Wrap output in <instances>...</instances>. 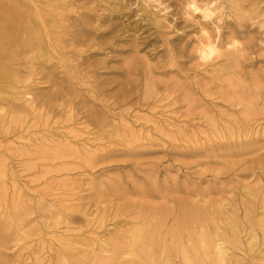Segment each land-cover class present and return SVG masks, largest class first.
<instances>
[{"label": "rangeland", "instance_id": "rangeland-1", "mask_svg": "<svg viewBox=\"0 0 264 264\" xmlns=\"http://www.w3.org/2000/svg\"><path fill=\"white\" fill-rule=\"evenodd\" d=\"M135 3L0 0V264H142L112 256L145 223L153 264H264V0H222L246 55L207 66L181 0Z\"/></svg>", "mask_w": 264, "mask_h": 264}, {"label": "clouds", "instance_id": "clouds-1", "mask_svg": "<svg viewBox=\"0 0 264 264\" xmlns=\"http://www.w3.org/2000/svg\"><path fill=\"white\" fill-rule=\"evenodd\" d=\"M169 2H165V0H143L146 9H151L154 14H159L162 23L167 24L170 28H174L175 21L179 19V17H173V22L169 23L168 16L173 11V9L169 7ZM181 3V15L185 24L199 28V32L188 36V40L196 41L190 49L189 55H194L200 65L207 66L214 63L223 57L225 51L239 52L242 57L246 55L244 44L233 35L227 38L228 42L223 49L219 47L224 32L223 25L225 24V20L233 19L227 14L222 0H181ZM139 6L140 0H137V3L133 4L131 8L138 9ZM140 15H142V13L138 12L137 18H139ZM244 16L246 22H249L253 28L258 27L260 34H264V16L252 18L248 13H244ZM197 17H199V19ZM236 22L238 25L242 23V21ZM204 24L211 25V28L204 27ZM177 31L180 35L184 34L181 30ZM257 45L260 49L258 56L264 57V38L259 39ZM222 245L223 242H219L216 246L218 254L223 253ZM202 246H204L203 242Z\"/></svg>", "mask_w": 264, "mask_h": 264}, {"label": "bare ground", "instance_id": "bare-ground-1", "mask_svg": "<svg viewBox=\"0 0 264 264\" xmlns=\"http://www.w3.org/2000/svg\"><path fill=\"white\" fill-rule=\"evenodd\" d=\"M3 27L4 28H0V64H5L3 60L5 59V56L7 57V54L9 53L10 48L16 42L15 36L13 35V33H11L13 28H8L5 26ZM7 34H8V37L5 36ZM26 95H28V93H26ZM26 101H28V98H26ZM78 130L79 129L76 128L75 125H73L69 132L60 133L56 137L54 135L53 136L50 135V138L49 139L47 138L46 140L63 145L64 147H73L77 149L78 147L75 143L76 142L74 140L75 135H73V133ZM12 148L11 147L7 148L6 152L10 151ZM89 150L90 149H87V148L85 149V153L87 155L91 153ZM76 151L79 152V149H77ZM146 225H148V223H145L144 225L140 227L129 230L128 236L125 238L122 245L118 247L117 252L113 254L112 258L114 259L122 258L123 260L126 258L129 260L137 259L142 264H153L149 262L147 259H145L146 257H148V254H149V250L148 249L146 250L145 243H144V237L147 231ZM98 239H100V242L104 244L102 246V250L108 252L109 250L105 246L106 241L102 238H98ZM56 241L61 242L62 244H69L71 243L72 240L62 235L56 238ZM201 241H204V239L202 238ZM205 246L206 245L204 244L203 247L205 248ZM216 246H215V249H216ZM222 248H223V253L222 254L217 253V255L220 256L224 260L227 256H229V254L227 252L228 248H226L223 245H222ZM205 250H208V249L206 248ZM155 264H161V263H155ZM164 264H169V263H164ZM186 264H196V263L194 261H190L189 259H187Z\"/></svg>", "mask_w": 264, "mask_h": 264}]
</instances>
